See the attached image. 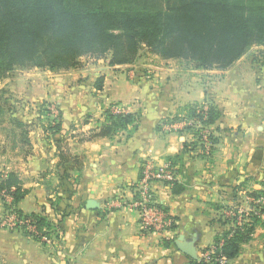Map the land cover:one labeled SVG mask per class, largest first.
Masks as SVG:
<instances>
[{
  "label": "crops",
  "instance_id": "0c3cea01",
  "mask_svg": "<svg viewBox=\"0 0 264 264\" xmlns=\"http://www.w3.org/2000/svg\"><path fill=\"white\" fill-rule=\"evenodd\" d=\"M89 60L80 59L69 71L44 73V86L37 79L40 91L32 93L33 88L26 87L21 94L12 90L11 96L30 104L52 103L60 113L63 134L73 128L87 136L111 105L124 107L125 114H138L137 129L87 142L70 139V153L80 157L82 165L66 181L58 175L53 141L39 126L32 125L31 149L25 158L16 159L17 166L0 153V173L16 172L28 190L16 210L54 220L48 203L52 188L60 200L55 210L68 214L61 225L62 244L43 243L19 229L2 227L0 203V264H189L175 246L179 239L191 244L201 259L222 233L238 222H249L252 205H263L247 194L262 190L264 183V47L251 48L223 71L189 65L155 68L149 83L125 73L131 65L103 67ZM99 79L100 91L95 88ZM206 99L218 112L216 123L205 130L217 144L211 151L202 137L204 149L196 144L173 166L172 182L181 188L179 194H172V182L151 184L154 202L175 229L167 237L143 230L132 207L140 170L146 164L156 169L169 166L167 159L177 156L183 143H195L193 134L183 131L190 124L173 119H181L186 106ZM48 169L50 178L43 179ZM89 201L96 209L86 207ZM259 220L238 256L227 264H264V214Z\"/></svg>",
  "mask_w": 264,
  "mask_h": 264
},
{
  "label": "trees",
  "instance_id": "16d2710c",
  "mask_svg": "<svg viewBox=\"0 0 264 264\" xmlns=\"http://www.w3.org/2000/svg\"><path fill=\"white\" fill-rule=\"evenodd\" d=\"M253 47H264V0H0V83L14 70L69 71L85 57L108 56L109 67L130 66L137 61L142 48L164 61H183L196 70L223 71ZM102 82H96V90H102ZM7 102L0 94V117L6 109L11 113L15 110ZM37 110L41 114L49 111L45 104ZM184 113L181 119L176 117L173 121L191 122L183 131L191 132L196 141L183 143L180 153L167 159L170 170L196 144L203 148L201 132L209 131L218 119L216 108L207 99L186 106ZM43 118L53 121L46 126L41 124V128L55 146L59 178L70 180V172H79L82 165V159L72 155L67 145V140L75 136L62 133L59 111L55 118ZM139 120L138 114H114L107 109L94 130L77 138L80 142L113 138L129 128L136 130ZM32 125L19 121L13 114L7 124L11 128L12 147H19L24 156L31 149L28 133ZM206 139L212 151L217 139L210 132ZM141 178L142 168L138 184ZM261 186L262 190L247 194L253 201L263 202L262 206L252 205L249 222L217 237L213 255L207 261L200 259L189 264H219L220 257L229 262L238 256L242 244L260 223L259 216L264 214V183ZM171 187L173 195L181 192L175 182ZM27 195L28 190L23 188L16 172L0 173L1 208L5 215L22 221L16 229L35 241L46 238L62 244L61 225L68 214L55 210L59 198H48L54 212V220H49L44 215H25L16 210V203ZM137 199L135 193L133 200ZM27 225L31 231L26 229ZM261 225L264 227V222ZM174 229L172 224L170 231Z\"/></svg>",
  "mask_w": 264,
  "mask_h": 264
},
{
  "label": "rangeland",
  "instance_id": "374dc122",
  "mask_svg": "<svg viewBox=\"0 0 264 264\" xmlns=\"http://www.w3.org/2000/svg\"><path fill=\"white\" fill-rule=\"evenodd\" d=\"M85 58H89V57H85ZM108 58H109L108 56L106 58H102V59L89 58L90 59L89 64L94 63L97 65V62L99 61L100 66L106 67ZM162 61H164V60H161L160 58L151 54L145 48H142L139 52V57H138L137 61L133 65H131V67L129 69H125V73L132 72L133 76L135 75V77H136V75H139L137 77H140L141 79H143V81H148V83H149L152 80V71H154V72L156 71L155 68H164V67H169V66H174V67L178 68V67L188 66V65L191 66L190 64H187L183 61L170 60V62H168V63H162ZM83 62L88 63L85 59H83ZM48 72H52V71H48V70L41 71V70H36V69L14 70L12 73L9 74V76L6 79H4L0 83V94L4 95V97L8 99L7 106L11 107L12 109L13 108L15 109V110H13V113H11L9 110L6 109V112L4 111V114L0 117V153L6 154V158H9L10 160H12V163L10 165L16 164V166H17L19 161L17 162L16 159L17 160L21 159L24 156L23 152L20 151L21 149L19 147H12V141H11V135H10L11 128H9V126H7L8 122H9V118L11 117V115L13 114V116H15V118L18 119L19 121H22L24 123L26 122L27 124H34L37 127L38 126L41 127V124L45 125V126L48 124H53V121L49 120L48 118H43V116L47 117L48 115L49 116L51 115L53 118H55L57 115V112H58L55 109L53 110L54 105L50 102L42 101L40 103L36 102L34 104H30L29 102H25L24 100H20L17 97H14L13 95H12L13 96L12 97L11 91L13 90V91L17 92L18 94H21L23 92L21 89H24L26 91L28 90V88L26 89V87L33 88L32 93L35 91H40L41 88L36 87V85H39L37 82V79L39 78L40 83H42V85L44 86L45 81H43L42 78L46 77L45 74H48ZM129 79L131 80L132 77H130ZM25 82H27L28 84H25ZM25 94H28V93H25ZM44 104L47 106V108L49 110L48 114H45V113L41 114L37 110V108H39L40 106L42 107V105H44ZM141 108H142V105H141L140 109ZM108 109H110L111 111L113 110L114 114H117V113H115V111L120 112L119 114H125V113H123L124 107L119 106V105H111ZM187 124H191V122H189ZM39 130L41 131L42 135H44L42 128H39ZM75 131L76 130L72 128L69 131V134L75 136V138L77 139L78 134ZM31 132H32V129L29 130L28 135H30ZM206 135H207L206 131L201 132V136L203 138H205L206 142L208 143V141L206 139ZM5 140L8 141V144H6L7 143L6 142L5 144L2 145L1 143ZM69 142H70V139L67 140V145L69 144ZM4 147H6V148L4 149ZM25 157L26 156H24V158ZM6 163L7 164L10 163V161H8ZM10 165L8 166L9 168H10ZM46 172L49 173V174L47 173V177L50 178L49 175L51 173V170L48 169V170H46ZM48 198L54 199L56 201V199L58 198V193L54 192V189L50 188ZM6 216H8V214H6V215L4 214L2 221L6 219ZM28 227H30V226H28ZM41 241L43 243H50L51 242L50 240H48L46 238H42Z\"/></svg>",
  "mask_w": 264,
  "mask_h": 264
},
{
  "label": "built area",
  "instance_id": "2783aa9c",
  "mask_svg": "<svg viewBox=\"0 0 264 264\" xmlns=\"http://www.w3.org/2000/svg\"><path fill=\"white\" fill-rule=\"evenodd\" d=\"M54 109L55 108L53 107V110ZM115 113L119 114L120 112L115 111ZM172 181L173 177L169 166L156 169L152 167V164H146L142 167V178L139 183V187L135 191V193L138 195V199L133 200L132 207L138 212L140 225L143 230L158 232L164 237L168 236L167 234L170 232L173 222L164 211L156 207L157 204L152 199L150 187L154 182L170 183ZM22 224V221H18L14 215L11 214L6 216V219L1 222L2 227H8L10 229H14L17 225L20 226ZM239 225V222L236 223V226ZM26 228L27 230H32L31 227L27 226ZM212 255L213 250L211 248L208 252H206L205 255L201 257V259L207 261L208 257ZM218 262L219 264H227L226 259L223 257H220Z\"/></svg>",
  "mask_w": 264,
  "mask_h": 264
},
{
  "label": "water",
  "instance_id": "95a60500",
  "mask_svg": "<svg viewBox=\"0 0 264 264\" xmlns=\"http://www.w3.org/2000/svg\"><path fill=\"white\" fill-rule=\"evenodd\" d=\"M86 207L89 210H94L96 209V204L92 201H89L87 202ZM175 246L181 254L189 258L191 261H194V262L199 261L198 257L196 256V252L194 248L191 246V244H184L182 243L181 239H179L175 241Z\"/></svg>",
  "mask_w": 264,
  "mask_h": 264
}]
</instances>
